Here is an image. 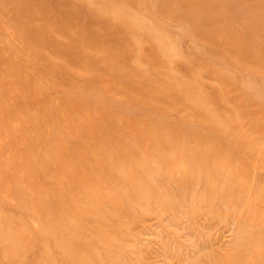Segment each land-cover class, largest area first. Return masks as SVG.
<instances>
[{
  "label": "rangeland",
  "instance_id": "rangeland-1",
  "mask_svg": "<svg viewBox=\"0 0 264 264\" xmlns=\"http://www.w3.org/2000/svg\"><path fill=\"white\" fill-rule=\"evenodd\" d=\"M0 264H264V0H0Z\"/></svg>",
  "mask_w": 264,
  "mask_h": 264
}]
</instances>
